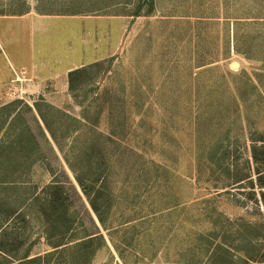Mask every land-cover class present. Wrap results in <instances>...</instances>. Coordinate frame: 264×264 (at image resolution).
I'll return each mask as SVG.
<instances>
[{"label": "rangeland", "instance_id": "rangeland-1", "mask_svg": "<svg viewBox=\"0 0 264 264\" xmlns=\"http://www.w3.org/2000/svg\"><path fill=\"white\" fill-rule=\"evenodd\" d=\"M37 105L57 134L70 118L62 152ZM15 138L32 154L0 177V264H264V0H0V142ZM63 151L78 173L98 159L109 231ZM70 228L105 243L71 249Z\"/></svg>", "mask_w": 264, "mask_h": 264}, {"label": "trees", "instance_id": "trees-1", "mask_svg": "<svg viewBox=\"0 0 264 264\" xmlns=\"http://www.w3.org/2000/svg\"><path fill=\"white\" fill-rule=\"evenodd\" d=\"M82 72H83V70H81V69L76 70L74 72H71L70 77L72 78L73 76L81 74ZM36 107H37V113H38L41 121L45 124V126L47 128V131L51 134L53 140L57 144V147L62 152V145H61L60 141L61 140L65 141L67 138L71 137V135L73 134L72 133L73 131H71L68 128V127H70L69 125L71 124L69 122L70 118L68 116L64 115L62 112L59 113V116H62L65 120L68 121V126L66 128H64L63 130H61V131L59 130V133L57 134V133H55V131L53 129L50 128V122H48L49 119H48V116L46 114V112H48V113L50 112L51 113L55 109L52 106H49V105H45V107H46L45 109L42 108L43 105H41V106L37 105ZM57 118H59V117H57ZM17 120H15V119L12 120L11 119L9 121L10 122L9 123L10 126L14 127L15 124L17 123ZM74 122H76L77 124H80L81 125V129L83 128V124H81V122H79V120H75ZM78 128H80V126ZM74 132L78 133L79 129H77V130L75 129ZM25 133H27L26 130H25ZM23 135H24V133H23ZM23 139H24V136H23ZM23 141L19 142L16 138L14 139V142H18L20 144V146H18L19 148H16L14 146L15 143L14 144L11 143L10 146L7 147L6 145H4V144H2L0 142V157H1V155H4V153H2V151L4 149H7V151L11 152V154H12L10 159H7L8 162H9V166L12 169H6V170L2 169L3 175L0 176V177H2V180H4V179H17V177H14V176L11 177L12 174L16 173V170L21 168V166L19 164L20 163L19 161L12 160V157H14V154L17 153V150L20 149V152L25 151L26 152V153L24 152L25 154H27L28 152L31 153V146L30 145H27V146L23 145ZM27 143H29V142H27ZM27 149H29V150L26 151ZM85 149L87 151H91L89 146L85 147ZM63 153H65L64 159H65L66 163L68 164L69 168L71 170H73L74 167H73V165L71 163L72 162L71 158H69V156L68 157L66 156V152L63 151ZM83 153L86 154V152H83ZM86 157H87V155H86ZM89 159H90V157H89ZM97 163H98V159L89 160V164H88L86 172H79L78 173L74 169L73 173L75 174V178H76L77 184L79 185L80 189L82 190L83 195L86 197L89 205L91 206V209L93 210V212H94L99 224L101 225V227H103V229L105 231H109V229H111V226L103 218V212L101 211V208L97 205V203H99V201H101V200H99L100 199V193L98 192L97 195H96L95 193H93V190H92L94 187L96 188L97 184L100 181L99 178H96V176H97L96 169L98 167ZM83 171H84V169H83ZM45 189H47L48 193H47L46 198L44 199L43 204H46V205L51 206V207H53L54 205H57V202H60L61 198L66 195L64 193L63 188L59 184H52V185H50V187L45 188ZM95 196H98V198L95 199ZM38 201H39V198L37 196L35 198V200H34V203H36ZM62 201L65 202V200H62ZM49 212L53 213L52 210H50ZM56 214H59L57 216L58 218L56 216H55V219H53V217H49L47 219V221L45 222L46 225H48V227L50 225V229H54L56 227V225L58 224V222H60V224L64 225V221H61V218L64 216L63 210H61V209L56 210L55 211V215ZM59 219H60V221H59ZM58 226H59L60 229L62 228L61 225H58ZM72 231H73V228H70V235L73 233ZM69 238H71V241H69L67 243H64V245L65 244L69 245L70 243H72V245L69 246L71 249L85 248V247L90 246L91 244H93V243H95L97 241H100V240H102L103 242L105 241L103 235H101L100 232L99 233L98 232L94 233L93 235H86L85 237H82V238H79V239H77V238L73 239L72 235ZM56 248H58V247H56ZM68 248H67L66 251H69ZM58 251H59L58 253L63 252L62 250H58Z\"/></svg>", "mask_w": 264, "mask_h": 264}, {"label": "water", "instance_id": "water-1", "mask_svg": "<svg viewBox=\"0 0 264 264\" xmlns=\"http://www.w3.org/2000/svg\"><path fill=\"white\" fill-rule=\"evenodd\" d=\"M232 66H233V68H239V64L238 63H234Z\"/></svg>", "mask_w": 264, "mask_h": 264}]
</instances>
